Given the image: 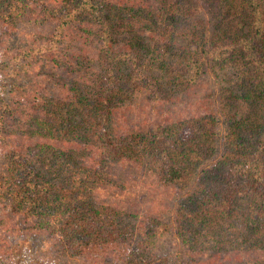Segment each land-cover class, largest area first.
I'll return each mask as SVG.
<instances>
[{"label":"rangeland","instance_id":"374dc122","mask_svg":"<svg viewBox=\"0 0 264 264\" xmlns=\"http://www.w3.org/2000/svg\"><path fill=\"white\" fill-rule=\"evenodd\" d=\"M169 1L162 22L142 20L133 26L179 46L207 47L213 31L207 2ZM43 13L34 0H10L0 16V176L15 151L34 171H50L47 177L65 186L54 165L96 166L99 151L77 139L33 133L36 122L30 119L36 113L45 116L33 100L60 95L73 81L82 83V57H96L102 42L88 22L67 25L58 40L59 20ZM204 59L199 81L169 98H154L147 88L124 92L113 115L121 158L104 163L105 179L91 191H67L65 200L14 212L8 188L0 182V264H142L134 257L138 249L168 264H264V235L258 228L264 219L262 199L214 166L229 140L220 92L230 71ZM208 112L217 117L209 142L171 129ZM151 147L153 153H146ZM168 163L183 167L185 178L164 182L159 168ZM87 204L119 215L104 214L107 232L113 219L115 235L85 249L68 244L59 228L74 208H91Z\"/></svg>","mask_w":264,"mask_h":264},{"label":"trees","instance_id":"16d2710c","mask_svg":"<svg viewBox=\"0 0 264 264\" xmlns=\"http://www.w3.org/2000/svg\"><path fill=\"white\" fill-rule=\"evenodd\" d=\"M34 1L43 15L59 20L54 33L58 40L67 25L88 22L102 43L96 57L84 60L81 55L82 83L73 81L60 95H35L34 104L45 116L36 113L30 119L36 122L32 132L91 144L99 151L100 163L54 165V171L63 175L65 186H60L51 180L54 177H47L50 171H34L23 154L11 152L0 182L11 195L12 211L65 200L67 191L77 193L83 187L91 191L105 179L104 163L121 158L113 115L124 92L147 88L154 98H169L199 81L206 70L205 57L213 67L230 71L220 92L229 140L214 166L257 194L264 206V0H205L213 31L207 47L202 48L179 46L133 26L142 20L162 22L171 8L169 0H57L58 5ZM9 2L0 0V16ZM216 124L215 113L208 112L180 120L171 129L204 143L214 136ZM146 153H153L152 147ZM159 173L164 182L172 184L186 176L184 168L175 163L162 166ZM92 204H87L91 208H74L61 222L59 233L68 244L96 247L106 242L104 236L115 233L113 219H108L113 228L107 232L103 215L110 211L119 215L116 209L103 210ZM258 228L264 235V219ZM134 257L142 264H168L141 249Z\"/></svg>","mask_w":264,"mask_h":264}]
</instances>
